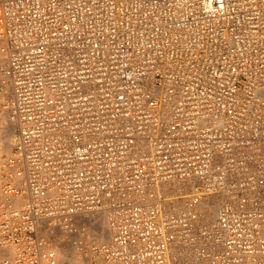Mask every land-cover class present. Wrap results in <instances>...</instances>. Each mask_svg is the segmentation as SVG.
<instances>
[{
  "label": "built area",
  "instance_id": "2783aa9c",
  "mask_svg": "<svg viewBox=\"0 0 264 264\" xmlns=\"http://www.w3.org/2000/svg\"><path fill=\"white\" fill-rule=\"evenodd\" d=\"M0 42V264H61L45 222L101 264H264V0H0Z\"/></svg>",
  "mask_w": 264,
  "mask_h": 264
},
{
  "label": "rangeland",
  "instance_id": "374dc122",
  "mask_svg": "<svg viewBox=\"0 0 264 264\" xmlns=\"http://www.w3.org/2000/svg\"><path fill=\"white\" fill-rule=\"evenodd\" d=\"M1 49L2 42H0V68L5 62ZM1 104H3L2 99L0 100V159L10 152L16 132L15 126L9 119V114L2 109ZM87 231V236L98 242H106L110 238L107 224L104 219H100L97 222L87 223ZM41 232L54 242L61 264H101L94 260L90 251H80L77 249L71 238L58 228H52L48 222L41 225Z\"/></svg>",
  "mask_w": 264,
  "mask_h": 264
},
{
  "label": "bare ground",
  "instance_id": "6f19581e",
  "mask_svg": "<svg viewBox=\"0 0 264 264\" xmlns=\"http://www.w3.org/2000/svg\"><path fill=\"white\" fill-rule=\"evenodd\" d=\"M2 63V62H1ZM212 215H213V213H212ZM103 222V221H102ZM88 232V231H87ZM102 240V239H101ZM104 240V239H103ZM103 242V241H102ZM75 254V253H74ZM75 257V256H74ZM80 258H81V256H80ZM73 260V259H72ZM77 260H79V259H77ZM77 260H75V261H77ZM69 263V262H68Z\"/></svg>",
  "mask_w": 264,
  "mask_h": 264
}]
</instances>
